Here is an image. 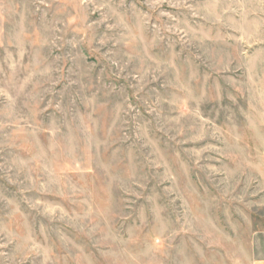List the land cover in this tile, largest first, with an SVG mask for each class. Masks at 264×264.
<instances>
[{"label": "rangeland", "instance_id": "374dc122", "mask_svg": "<svg viewBox=\"0 0 264 264\" xmlns=\"http://www.w3.org/2000/svg\"><path fill=\"white\" fill-rule=\"evenodd\" d=\"M264 258V0H0V264Z\"/></svg>", "mask_w": 264, "mask_h": 264}, {"label": "crops", "instance_id": "0c3cea01", "mask_svg": "<svg viewBox=\"0 0 264 264\" xmlns=\"http://www.w3.org/2000/svg\"><path fill=\"white\" fill-rule=\"evenodd\" d=\"M250 264H264V258H257L250 260Z\"/></svg>", "mask_w": 264, "mask_h": 264}]
</instances>
